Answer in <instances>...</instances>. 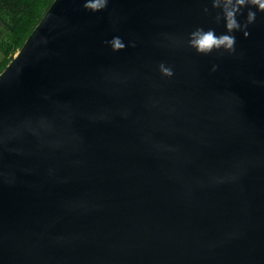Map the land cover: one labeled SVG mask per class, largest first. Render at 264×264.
Masks as SVG:
<instances>
[{"label": "water", "instance_id": "obj_1", "mask_svg": "<svg viewBox=\"0 0 264 264\" xmlns=\"http://www.w3.org/2000/svg\"><path fill=\"white\" fill-rule=\"evenodd\" d=\"M226 4L52 2L0 73V264H264V9Z\"/></svg>", "mask_w": 264, "mask_h": 264}, {"label": "trees", "instance_id": "obj_2", "mask_svg": "<svg viewBox=\"0 0 264 264\" xmlns=\"http://www.w3.org/2000/svg\"><path fill=\"white\" fill-rule=\"evenodd\" d=\"M54 0H0V73L21 48Z\"/></svg>", "mask_w": 264, "mask_h": 264}, {"label": "clouds", "instance_id": "obj_3", "mask_svg": "<svg viewBox=\"0 0 264 264\" xmlns=\"http://www.w3.org/2000/svg\"><path fill=\"white\" fill-rule=\"evenodd\" d=\"M89 6L93 9H98L102 0H88ZM245 4H256L260 9H264V0H227V4L224 6V16L226 21V27L229 31L239 29L240 23L236 19V14L240 9V6ZM255 19V13L249 9L248 20L252 22ZM194 39L191 43L197 48L198 51L205 54L211 52L213 49H224L230 52L235 51V38L229 34H222L217 36L213 30L203 31L197 30L193 34ZM215 70V66L213 68ZM165 71H169L165 69ZM169 74H171L169 72Z\"/></svg>", "mask_w": 264, "mask_h": 264}, {"label": "rangeland", "instance_id": "obj_4", "mask_svg": "<svg viewBox=\"0 0 264 264\" xmlns=\"http://www.w3.org/2000/svg\"><path fill=\"white\" fill-rule=\"evenodd\" d=\"M19 50H20V48H17V49L15 50V52L13 53V57H14V55L17 54V52H18ZM2 57H3V54H2V52L0 51V61H1Z\"/></svg>", "mask_w": 264, "mask_h": 264}]
</instances>
